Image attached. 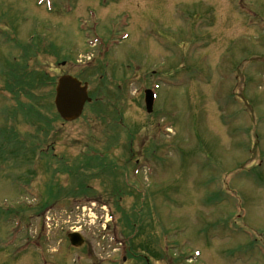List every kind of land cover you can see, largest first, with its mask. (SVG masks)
<instances>
[{"label": "rangeland", "instance_id": "374dc122", "mask_svg": "<svg viewBox=\"0 0 264 264\" xmlns=\"http://www.w3.org/2000/svg\"><path fill=\"white\" fill-rule=\"evenodd\" d=\"M38 1L0 0V264H264V0ZM63 74L93 93L73 122Z\"/></svg>", "mask_w": 264, "mask_h": 264}, {"label": "water", "instance_id": "95a60500", "mask_svg": "<svg viewBox=\"0 0 264 264\" xmlns=\"http://www.w3.org/2000/svg\"><path fill=\"white\" fill-rule=\"evenodd\" d=\"M56 91L55 104L61 117L67 121L79 118L85 103L91 101L88 96L87 84L82 85L78 79L69 75L59 78ZM146 103L148 112H151L153 98L150 91H147ZM69 237L76 246H81L84 242L83 237L79 233H72Z\"/></svg>", "mask_w": 264, "mask_h": 264}, {"label": "trees", "instance_id": "16d2710c", "mask_svg": "<svg viewBox=\"0 0 264 264\" xmlns=\"http://www.w3.org/2000/svg\"><path fill=\"white\" fill-rule=\"evenodd\" d=\"M27 60L28 59H26V62H27ZM30 71H36V69H29V67L27 68L26 63L22 66V69H20V70H19V68L16 67L15 71L11 72V73H13V76L8 77L7 89L13 94L16 93L17 91L22 90L24 92L22 94H24L26 96H30V95L33 96L31 94L32 91H34L36 88H38L39 85L37 83H35L36 77H34L32 73H28ZM43 78H47V76H44L41 79H43ZM17 94H19V93H17ZM33 98L36 99L35 97H33ZM9 131H11V129H9L8 132ZM11 132L7 133V134H10V136L12 137V140L8 139L6 141H2V143L5 144V147L7 146L8 143L9 144L14 143L17 145V147L19 145V146H21V148L24 149V151H26L28 149L27 145L22 140L20 134L15 132L14 130L12 133ZM3 156H5L6 158L8 157L7 154H3ZM84 189H85V187H84ZM87 190L89 191V196H91V193L94 192L93 187H91ZM50 197H51V195L49 194L48 198H50ZM48 206H49V204L48 205H41L40 204L41 209H44Z\"/></svg>", "mask_w": 264, "mask_h": 264}, {"label": "flooded vegetation", "instance_id": "af4514ba", "mask_svg": "<svg viewBox=\"0 0 264 264\" xmlns=\"http://www.w3.org/2000/svg\"><path fill=\"white\" fill-rule=\"evenodd\" d=\"M146 264H150L149 261Z\"/></svg>", "mask_w": 264, "mask_h": 264}]
</instances>
